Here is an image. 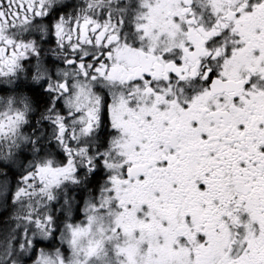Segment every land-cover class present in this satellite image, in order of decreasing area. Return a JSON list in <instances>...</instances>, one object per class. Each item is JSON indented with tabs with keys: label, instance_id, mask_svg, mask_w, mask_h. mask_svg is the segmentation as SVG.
<instances>
[{
	"label": "snow or ice",
	"instance_id": "1",
	"mask_svg": "<svg viewBox=\"0 0 264 264\" xmlns=\"http://www.w3.org/2000/svg\"><path fill=\"white\" fill-rule=\"evenodd\" d=\"M0 264H264V0H0Z\"/></svg>",
	"mask_w": 264,
	"mask_h": 264
}]
</instances>
